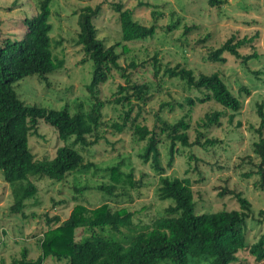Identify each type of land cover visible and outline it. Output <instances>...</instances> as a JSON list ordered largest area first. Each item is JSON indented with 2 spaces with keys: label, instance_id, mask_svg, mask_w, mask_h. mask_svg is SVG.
<instances>
[{
  "label": "rangeland",
  "instance_id": "obj_1",
  "mask_svg": "<svg viewBox=\"0 0 264 264\" xmlns=\"http://www.w3.org/2000/svg\"><path fill=\"white\" fill-rule=\"evenodd\" d=\"M115 2H121L131 9L133 18L138 22L149 25L154 21L156 25L152 37L125 43V52L117 48V62L125 69L123 73H129L131 81L144 82L149 88V98L144 103L131 99L134 106L129 118L135 117L136 123L157 131L154 113L157 112L169 123L186 113V104L182 108L173 105L171 110L165 107L158 110L160 103L172 100L183 102L185 96L196 94L188 90L182 81L163 74L164 67L176 64L191 69L194 74L218 73L239 99L240 107L234 112L210 100L195 102L188 112L190 127L186 130L187 140H195L194 124L204 113L219 110L221 116L218 125L201 129L202 136H199L200 142L204 139H214V142L204 147L181 146L176 142L172 163L164 168V174L188 178L195 213L238 209L233 194L228 192L245 197L250 203L245 237L248 244L253 243L264 233V191L259 189L258 175L255 173L259 160L251 151V143L257 138L254 132L258 124L255 112L257 104H261L264 110V0H223L217 6L208 5L207 0H50L48 22L51 25V51L55 58L62 61L61 67L44 78L31 75L13 82L15 94L26 105L67 109L70 114L77 111L79 106L85 111L91 101L85 87L90 81L92 63L85 60L80 46L72 42L78 29L76 13L84 5L94 7L100 3L93 24L97 37L110 44L119 38L117 17L111 10V4ZM36 3L37 0H0V44L6 39L12 41L20 38L22 21L36 12ZM151 11H154V17ZM173 23H176L175 26L166 28ZM254 33L256 37L250 45H244L238 51L246 55L253 49L257 57L245 63L227 53L223 54L224 63H213L206 59L207 51L217 47L230 35L247 38ZM153 56L159 66L156 76L152 74ZM130 61L138 66L134 69L129 67ZM125 84L121 72L113 70L97 88V97L103 105L96 139L93 140L92 134L87 138L92 144L82 147L73 145L82 155L83 163L93 165L85 172H69L59 182L46 177L28 176L27 180L36 186V192L24 201L19 213H12L8 208L12 201L10 187L2 180L0 172V264H18L22 252L24 260H35L42 233L67 218L76 203L87 208H94L103 202H107L111 209L125 207L134 213L135 227L149 224L162 215L163 208L170 204L171 200L157 198V176L148 163H142L139 158L144 141L134 138L129 124L120 132L111 126L120 122L122 110L127 108L114 100L121 95L116 92L118 86ZM240 88L246 89L247 93ZM159 137V160L165 166L168 143L163 134ZM64 144V141L57 139L55 131L41 121L28 136V147L35 159L51 158L56 147ZM118 162L121 163V171L132 172L139 187L132 188L127 183H120L111 194L97 189L100 184L110 183L105 168ZM245 172L250 175L244 176ZM221 192L224 193L219 196ZM54 216L58 217L59 222L46 224V219ZM121 231L125 232L123 229ZM122 232L114 233L104 227L96 234L118 240ZM83 235L85 232L81 228L75 229L76 240ZM238 258L244 264H264L256 263L247 251H239ZM189 262L202 264L205 261L190 259ZM40 264H66V260L46 257Z\"/></svg>",
  "mask_w": 264,
  "mask_h": 264
},
{
  "label": "trees",
  "instance_id": "obj_2",
  "mask_svg": "<svg viewBox=\"0 0 264 264\" xmlns=\"http://www.w3.org/2000/svg\"><path fill=\"white\" fill-rule=\"evenodd\" d=\"M50 0H37V10L30 18L22 21L23 31L19 39L3 40L0 44V172L2 180L10 187L11 203L9 210L19 213L24 201L36 192V186L27 180L28 176L49 178L55 182L63 180L69 172H85L91 163H83L82 155L73 147L75 144L87 146L88 136L96 139L97 128L101 125V107L103 102L97 97L98 86L105 82L111 71L121 72L125 85H119L118 95L114 100L122 110L119 123H112V128L120 132L130 125L131 133L137 141H144L139 153L142 163H148L157 176L156 196L159 200H171L162 210V215L147 225L135 227L133 212L125 207L111 209L107 202L94 208L76 203L67 218L59 222L58 217L46 219V224H57L47 228L39 240V254L35 260L22 259L18 264H40L46 257L55 260L65 259L66 264H190L189 260L205 261L202 264H244L238 258L239 251H247L253 260L264 263V233L251 244L246 242L245 221L250 203L239 193H232L238 203V209L217 210L213 212L195 213L190 182L187 177L178 178L164 174V168L170 167L173 159L175 143L181 146L212 144L214 139L199 141L202 131L218 125L221 111L211 110L194 124L195 140L188 142L186 130L190 127L188 112L196 103L212 101L224 109L237 111L239 99L232 94L224 81L216 72L196 73L178 64L164 67L162 72L168 78L182 81L188 90L196 93L185 96L183 102L160 103L158 110L173 105L182 108L188 106L186 113L174 122H167L156 112L153 115L155 127L148 129L146 125L136 123L135 117L129 118L133 109L131 99L144 103L149 98L146 83L129 79V73L118 65L119 53L127 50L125 43L144 40L155 32L153 22L144 25L133 18L132 10L121 2L111 4L119 26L118 40L107 44L96 35L97 29L93 18L100 10V3L94 7L84 5L76 13L77 32L72 42L92 63L91 77L86 90L91 101L85 111L77 107L70 114L67 109H48L24 104L15 94L12 83L26 76L36 75L44 78L46 74L55 72L62 61L53 56L51 51L48 22ZM223 0H207L208 5L217 6ZM154 17V11H151ZM173 23L166 28L175 26ZM187 30V29H185ZM256 37L237 38L230 35L217 47L207 51L206 59L210 62L224 63L227 53L241 63L257 57L255 50L246 55L238 51L244 45H250ZM152 74L157 75L159 66L152 57ZM128 66L136 68L137 63L130 61ZM239 90L246 89L240 88ZM258 124L254 128L256 140L251 143V151L258 158L255 173L258 175V187L264 191V110L261 104L256 106ZM41 121L52 128L57 139L66 144L56 147L51 158L35 159L28 147V136L34 132L37 122ZM196 127V128H195ZM163 134L168 143L167 160L162 166L159 160V135ZM70 139L69 143L67 141ZM189 157V156H188ZM190 156L189 158H191ZM120 162L105 168L108 172L109 184H100L97 189L111 194L117 184L127 183L132 188L139 187L132 172L124 173L119 169ZM249 176V172L243 173ZM26 180V181H25ZM25 181V182H23ZM78 190H81L80 188ZM225 192V191H224ZM224 192L218 193L222 195ZM107 227L110 231L122 232L120 239L97 235ZM81 228L85 235L75 239V229Z\"/></svg>",
  "mask_w": 264,
  "mask_h": 264
}]
</instances>
